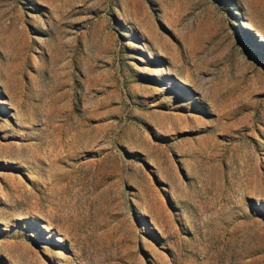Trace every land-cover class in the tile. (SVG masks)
<instances>
[{"label": "rangeland", "instance_id": "obj_1", "mask_svg": "<svg viewBox=\"0 0 264 264\" xmlns=\"http://www.w3.org/2000/svg\"><path fill=\"white\" fill-rule=\"evenodd\" d=\"M261 37L264 0H0V264H264Z\"/></svg>", "mask_w": 264, "mask_h": 264}, {"label": "bare ground", "instance_id": "obj_2", "mask_svg": "<svg viewBox=\"0 0 264 264\" xmlns=\"http://www.w3.org/2000/svg\"><path fill=\"white\" fill-rule=\"evenodd\" d=\"M242 27L250 28V25L248 22H246L244 19H242ZM259 46L264 47V38L263 37H261V41L259 43ZM186 83H188V82L185 81L184 84H186Z\"/></svg>", "mask_w": 264, "mask_h": 264}]
</instances>
